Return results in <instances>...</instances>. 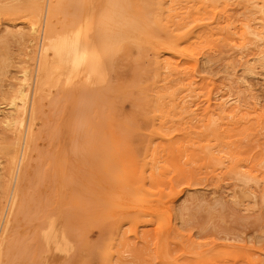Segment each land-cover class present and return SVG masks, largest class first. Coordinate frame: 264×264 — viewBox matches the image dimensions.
Here are the masks:
<instances>
[{"label": "rangeland", "instance_id": "obj_1", "mask_svg": "<svg viewBox=\"0 0 264 264\" xmlns=\"http://www.w3.org/2000/svg\"><path fill=\"white\" fill-rule=\"evenodd\" d=\"M37 1L0 0V222L31 125L21 213L15 221L10 207L0 227L4 264H264V0H147L160 6L143 23L183 36L189 55L163 68L166 56L121 47L110 80L73 83L70 94L34 84L47 3ZM78 4L50 0L48 30L74 26ZM20 88L24 102L12 105ZM10 115L18 141L3 125ZM50 219L67 235L60 249L40 240Z\"/></svg>", "mask_w": 264, "mask_h": 264}, {"label": "bare ground", "instance_id": "obj_2", "mask_svg": "<svg viewBox=\"0 0 264 264\" xmlns=\"http://www.w3.org/2000/svg\"><path fill=\"white\" fill-rule=\"evenodd\" d=\"M46 1L47 3L44 9L43 26L41 29L40 41L37 51L38 63L36 64L37 66L36 71H34V73L36 72L35 73L36 75L34 76L35 86L41 82L42 78H44L46 82L55 84L54 87L56 88L62 87L61 90L63 92H64L63 88L68 89V91L70 90L69 91L70 94L73 88L69 89V87H72L73 83L76 84H78V82L86 83V81L90 80L91 78L99 79L97 80V82L99 81V83L100 82L102 83L103 81H108L110 80L109 71L112 69V67H114L115 61L119 58L118 56L121 47L127 49H129V47H136L141 51L147 50L148 54L151 53L154 56L164 55L167 57V59H165L163 65L159 64L163 68L170 67L173 65L174 67H177L178 63L180 62H175L174 59H179V61H181L189 55L187 52L188 51L187 47L185 46L183 47V45L185 44L183 41V36H179L177 34L168 31L166 25L161 21L159 22L158 25H156V27H153V25L149 24V22L143 23L142 20L147 18L145 16H148L150 13L147 9L151 8L152 6H160L158 3L153 4L151 3V1L141 0V3L145 8L144 11L139 10V12L135 16H130V14L122 10L123 7L122 9L120 7V5L124 2V0H105L104 3H102L101 0H94L93 2L95 3H91V0L88 1L76 0L79 4L77 7L78 10L76 17L77 20L74 22L75 25L72 26L69 30L65 31L64 33H59V32L55 33L54 30L52 32V29L48 30V28L46 27L47 19L50 16V11H49L50 0H46ZM39 4L40 2L38 0L35 5L38 6ZM99 7L102 8L101 14H97L96 11ZM187 7L191 8L192 6H187ZM7 8L9 7L7 6ZM57 11L60 12V8H58V10L55 11L54 14L55 16L58 13ZM70 12H76V9L71 10ZM190 13L191 12L189 10L188 14ZM51 15H53L52 12ZM143 16L144 18H141ZM245 23L247 24V22H244V24ZM252 29L254 30V28ZM52 34H55L56 38L54 39L55 41L51 52V59L47 60V58L49 57L48 42H50L51 38L53 37ZM161 66H159V68H161ZM26 72L23 70L20 73L21 87L28 80ZM43 73H44V77H43ZM90 82L92 81L90 80ZM81 86H80L81 87L80 92H82L84 83H82ZM65 92L66 93L64 94H68L67 91ZM23 93L24 91L22 92L21 88L18 89V91L16 92V96L11 101L12 105L15 103L16 100L17 101L18 99L21 100L23 96H26L25 94L23 95ZM23 100H21V104L22 102H24ZM9 107L11 108L10 104ZM23 109H24L23 106L17 105L13 112L16 111L15 114L17 115V113L23 111ZM34 110L35 109H34V93H33L31 105L29 108V114H28V120H29L28 122L30 123H33L34 121V114H33ZM18 124H19L18 119L13 117L12 115H10V117H4L3 119V125L6 128L9 127L12 128L13 130L12 133L14 134L15 141L17 140L16 127ZM30 127H31L30 124L28 128L26 127V131L24 132V136L22 138L23 140L20 143V150L16 160L17 162L15 165V171L13 172L14 173L13 184H12L13 188L12 189L10 188V190H8V200L6 202L5 210L2 212L3 217L0 222L1 228L3 227V224L5 222L4 221L5 216L10 212L9 208L11 207V212H13L15 203L18 200V198H16L17 195H15V184L21 170L22 160L24 159V155L26 152L25 150L26 139H27V134L30 131ZM11 159L14 160L13 157H11ZM7 167L9 169V166ZM6 185L8 186V184ZM125 190L124 192L126 191L127 192L126 194H124L123 192V196L124 195L127 196L132 193V191L129 192L128 190L126 191ZM138 191L139 190L136 189L135 192L130 196H136L138 194ZM142 197L143 196H140V200H139V197L136 196V199L138 198L136 202L140 204L142 202L141 200H143L141 199ZM117 198L119 199V197ZM1 199L3 198H0V200ZM129 199L131 200L130 197H128V200ZM132 201L134 202L133 198ZM19 206L16 209L15 213L13 212L15 215L12 218H14L15 221L17 220L19 214L21 213L19 212L20 211ZM59 231H60L59 226L57 225L54 219L48 220L45 226L40 230L39 232L40 240L42 244H44V246L47 248V250H50L51 247L55 249H60L64 244L67 243L66 233L63 231L64 235H61L59 234ZM9 249H10V243L8 241L0 240V264H4V259L5 256H7Z\"/></svg>", "mask_w": 264, "mask_h": 264}]
</instances>
